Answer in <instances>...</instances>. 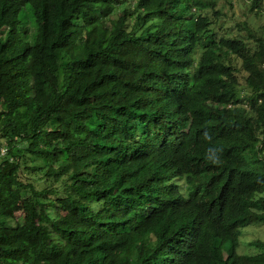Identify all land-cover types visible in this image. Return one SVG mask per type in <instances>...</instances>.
Returning a JSON list of instances; mask_svg holds the SVG:
<instances>
[{"label": "trees", "instance_id": "obj_1", "mask_svg": "<svg viewBox=\"0 0 264 264\" xmlns=\"http://www.w3.org/2000/svg\"><path fill=\"white\" fill-rule=\"evenodd\" d=\"M215 4L0 0V264H264V34Z\"/></svg>", "mask_w": 264, "mask_h": 264}, {"label": "rangeland", "instance_id": "obj_2", "mask_svg": "<svg viewBox=\"0 0 264 264\" xmlns=\"http://www.w3.org/2000/svg\"><path fill=\"white\" fill-rule=\"evenodd\" d=\"M216 2L215 11H220L222 14V20L217 21L216 26L220 35L228 34L234 36H244L247 38V32L241 31V25L247 23L257 35L264 34V10L261 11L260 16H255L251 12V5L248 0H213ZM208 15L214 18V12H209ZM215 19V18H214ZM29 165H39L42 160L29 159ZM32 174V173H30ZM30 176V175H28ZM31 179L38 178L37 175H32ZM15 216L7 221V225L15 226L17 223H22L23 213L20 205L14 206ZM255 241H264V224H255L249 226L243 230V234L240 239V246L237 250L239 255H255L260 250L253 246Z\"/></svg>", "mask_w": 264, "mask_h": 264}]
</instances>
